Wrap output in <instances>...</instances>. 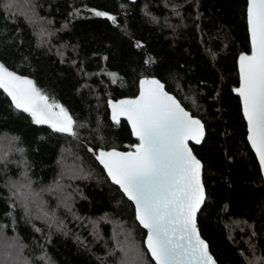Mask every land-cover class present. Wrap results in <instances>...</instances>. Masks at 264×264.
Instances as JSON below:
<instances>
[{
    "label": "trees",
    "instance_id": "trees-1",
    "mask_svg": "<svg viewBox=\"0 0 264 264\" xmlns=\"http://www.w3.org/2000/svg\"><path fill=\"white\" fill-rule=\"evenodd\" d=\"M246 11L247 0H0V64L62 105L77 133L34 123L0 89V242L13 245L0 248L2 264H121L130 245L154 264L133 204L96 161L139 143L109 101L136 98L147 77L204 125L189 146L211 255L264 264V179L233 91L251 54ZM29 183L39 195L25 200Z\"/></svg>",
    "mask_w": 264,
    "mask_h": 264
},
{
    "label": "snow or ice",
    "instance_id": "snow-or-ice-1",
    "mask_svg": "<svg viewBox=\"0 0 264 264\" xmlns=\"http://www.w3.org/2000/svg\"><path fill=\"white\" fill-rule=\"evenodd\" d=\"M247 14L251 54L239 57L240 86L233 91L241 99L248 140L264 170V0H248ZM107 18L115 23L114 16ZM0 89L17 109L29 113L34 123L76 136V121L62 105L50 101L34 81L3 64ZM109 107L113 122L119 124L124 117L139 143L133 146L134 151L100 150L96 158L134 204L136 220L147 230L145 246L152 260L155 264H215L196 226V215L205 199L202 164L188 144L201 143L204 125L155 79H142L139 96L110 100ZM12 187L20 194L15 182ZM22 187L29 189L23 194L25 200L39 195L31 191L30 183ZM120 250L124 256L121 264H143L134 245Z\"/></svg>",
    "mask_w": 264,
    "mask_h": 264
},
{
    "label": "water",
    "instance_id": "water-1",
    "mask_svg": "<svg viewBox=\"0 0 264 264\" xmlns=\"http://www.w3.org/2000/svg\"><path fill=\"white\" fill-rule=\"evenodd\" d=\"M130 3H135V2H137L138 0H128ZM247 10H248V0H247ZM246 20H247V27H248V14H247V11H246ZM248 34H249V40H250V47H251V39H250V33H249V30H248ZM238 68H239V60H238ZM239 75H240V73H239ZM144 79H149V80H152V79H155V78H150V77H147V78H144ZM155 80H157V79H155ZM165 90V89H164ZM139 94H140V82H139ZM139 94H138V96H139ZM169 95H171V94H169ZM173 96V95H172ZM112 102H114V101H112ZM241 105H242V103H241ZM242 113H243V107H242ZM29 114V113H28ZM109 114H110V118H111V120H112V109L109 107ZM30 115V114H29ZM243 116H244V114H243ZM195 118V117H194ZM120 119H123V120H125L126 122H127V120L124 118V117H121ZM197 119V118H196ZM244 119H245V117H244ZM245 121H246V119H245ZM128 123V122H127ZM246 124H247V141H248V144H249V146H250V148H251V150H252V152L254 153V155H255V157H256V159H257V162H258V164H259V167H260V170H261V173H262V176H263V179H264V170H262L261 169V165H260V162H259V159H258V157H257V155H256V152L254 151V149L252 148V145H251V143L249 142V140H248V135H249V132H248V123H247V121H246ZM42 125H46V126H48L47 124H42ZM128 125H129V127H130V129H131V126H130V124L128 123ZM49 127V126H48ZM51 128V127H50ZM52 129V128H51ZM131 131H132V129H131ZM204 135H205V131H204ZM204 138V137H203ZM189 143H193V144H196L195 142H193V141H189L188 142V144ZM190 147V146H189ZM194 155V154H193ZM96 161L99 163V165L104 169V167H103V165L97 160V158H96ZM202 170V169H201ZM104 171H105V173H106V175H107V177L109 178V176H108V174H107V171L104 169ZM110 179V178H109ZM110 181L112 182V180L110 179ZM201 182H202V180H201ZM113 183V182H112ZM114 184V183H113ZM115 186H117L119 189H120V187L118 186V185H116V184H114ZM204 188V187H203ZM121 190V189H120ZM121 192L123 193V191L121 190ZM123 195L127 198V196L123 193ZM204 195H205V190H204ZM128 199V198H127ZM129 200V199H128ZM130 201V200H129ZM204 201H205V199H204ZM131 202V201H130ZM132 203V202H131ZM133 204V203H132ZM203 204H204V202H203ZM203 204L201 205V207H200V210L197 212V215H196V223H197V218H198V215H199V213H200V211H201V209H202V207H203ZM133 206H134V204H133ZM134 210H135V206H134ZM135 217H136V213H135ZM139 223V222H138ZM141 226V225H140ZM196 226H197V224H196ZM142 227V226H141ZM142 229L146 232V238H147V230L146 229H144L143 227H142ZM197 230H198V228H197ZM199 232V231H198ZM199 236H200V233H199ZM146 238H145V240H146ZM200 238L202 239V237L200 236ZM203 240V239H202ZM205 242V241H204ZM206 243V242H205ZM207 244V243H206ZM147 249V248H146ZM148 251V250H147ZM207 251H208V253H209V255H211V253H210V251H209V247H208V245H207ZM149 253V252H148ZM149 255H150V253H149ZM150 257H151V255H150ZM211 257L213 258V260H214V262H215V264H217V262L215 261V259H214V257L211 255ZM151 259H152V257H151ZM153 262H154V264H155V261L154 260H152Z\"/></svg>",
    "mask_w": 264,
    "mask_h": 264
},
{
    "label": "rangeland",
    "instance_id": "rangeland-1",
    "mask_svg": "<svg viewBox=\"0 0 264 264\" xmlns=\"http://www.w3.org/2000/svg\"><path fill=\"white\" fill-rule=\"evenodd\" d=\"M15 3H16V4H15V5H14V4H12V6H14L16 9H19V7H18V5H19V2H18V1H15ZM5 245H7V246H8V245H9V243H7V242H5V241H1V242H0V248H1V249H3ZM2 247H3V248H2Z\"/></svg>",
    "mask_w": 264,
    "mask_h": 264
}]
</instances>
